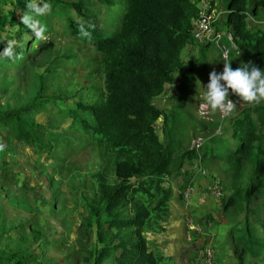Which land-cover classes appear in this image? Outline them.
<instances>
[{
    "label": "trees",
    "instance_id": "trees-1",
    "mask_svg": "<svg viewBox=\"0 0 264 264\" xmlns=\"http://www.w3.org/2000/svg\"><path fill=\"white\" fill-rule=\"evenodd\" d=\"M117 2L123 6L119 7ZM252 2L254 5L248 6L247 0H229L226 15L219 23L223 31L220 40L229 50L228 60H232L233 69L247 66L250 71L255 66L264 70V28L251 26L248 21L249 13L256 18L258 10H264V0ZM28 3L29 0H0V71L23 68L18 67V63H23L20 57L29 53V43L35 37L33 29L21 23V17L29 13ZM42 3L49 4L50 10L43 15L33 14L38 22L36 31L40 28L51 31L52 23L63 20L60 36L71 39L69 47L56 59L67 75L68 85L63 87L65 90L58 88L59 94L51 95L41 85L27 104L0 109V158L15 147H28L39 156L45 155L47 160H56L60 171L68 174L77 168L74 161L68 160H75L77 153L90 148L99 158L100 168L90 177L92 199L86 204L89 217L84 220L82 230L89 238L94 234L95 242L84 263L174 264L171 258L149 251L146 234L165 231L172 195L167 178L173 174L182 176L183 189L190 182V166L197 156L192 150L177 153V143L172 139L174 128L167 132L168 136L164 135L170 120L176 121L177 116L192 117L183 109L169 108L166 112L156 107L155 102L167 87L175 84L178 73L181 84L174 102H183L188 95L184 87L196 73L203 71L208 49H218L213 44L197 45L193 40L191 23L197 18V8L189 0H42ZM114 5L117 13L111 18L116 20H109L119 23L118 30L106 35L95 14L88 13L96 7L109 11ZM82 27L90 36L81 34ZM190 45H195V53L190 55L196 57L185 64L183 55L189 52L186 47ZM77 46H88L86 53L95 60L78 58L73 49ZM7 47L12 49L11 55L4 54ZM50 47L34 52H48ZM219 57L224 61L221 53ZM72 67L84 70L79 86H73L76 73L69 71ZM77 87L79 90L74 91ZM229 99L236 102L239 98L230 94ZM59 102L64 106H58ZM238 104L242 108L237 107L234 115L225 117L229 123L225 138L221 137L222 131L215 134L214 129L222 130L224 123L217 121V115L210 122L197 117L214 131L213 139L200 149L202 164L208 156L236 170L232 172L233 192L222 199L223 212L231 207L243 212V205L254 197L264 200V103ZM41 113H45V121L36 122L35 117ZM63 118L69 121L67 127H52H58ZM159 118L163 141L157 132ZM213 143L219 147L213 148ZM187 160H191L188 169L182 172L180 169ZM245 164L250 166L253 177L242 188L236 184ZM4 173L8 175L7 168H0V175ZM245 221L242 229L231 228V242L242 245L240 254L244 260L249 256L250 264H264V236H256L247 215ZM261 227L264 231V221ZM31 235L35 249L0 250V264H52L47 261L39 233L34 231ZM243 258L239 257L238 264L243 263Z\"/></svg>",
    "mask_w": 264,
    "mask_h": 264
},
{
    "label": "rangeland",
    "instance_id": "rangeland-1",
    "mask_svg": "<svg viewBox=\"0 0 264 264\" xmlns=\"http://www.w3.org/2000/svg\"><path fill=\"white\" fill-rule=\"evenodd\" d=\"M64 1L69 2L72 0ZM228 1L217 0L216 2L218 7L226 10ZM247 1L248 6L249 4L254 5L252 0ZM117 4L119 7L123 6L122 2H117ZM116 13L117 10L114 5L109 11L96 7L94 12L88 14H95L96 20L106 29L105 34L111 35L118 30L119 23L111 20H116V17L111 18ZM109 18L111 19L109 20ZM248 21L251 26L256 25L264 28V10L260 8L256 18L249 13ZM63 23V20L52 23L51 31L43 29L40 36L35 34L32 43H29V45L31 44L29 53L20 57L23 63H18V67H23L21 70L7 68L0 71V109L27 104L37 94L41 85L46 87L48 95L54 92L59 94L58 88L65 90L63 87L68 85H66L67 75L59 68L61 66L58 67L56 60L58 56L63 55V51L69 47L71 41L68 37L60 36ZM218 30L220 31L219 28ZM34 32L33 30V34ZM48 45H51L48 52L45 50L34 52ZM73 49L78 58L95 60L89 53H86L89 49L88 46H77ZM190 54L192 53H184L185 64L196 57ZM206 55L207 58L203 62L205 64L203 71L196 73L191 78L190 83L187 82L186 85H189L184 87V92H188V95L183 102H174L175 97H178L175 93L181 84L180 73L176 75L175 84L167 87L166 92L159 99L164 102L159 105L162 110L168 112L167 109L169 108H174L176 111L183 109L192 117L191 119L190 117L177 116L176 121H169L165 131L164 135L166 137L168 131L174 128L172 139L177 143L176 150L179 154L189 150L192 138L198 135L203 137L204 144L213 139L215 129L213 131V128L206 127L205 123L198 120L196 108L198 102L203 100L205 91L203 87H206L209 82L210 72L213 70L218 73L222 72V62L224 61H221L219 51L213 47L208 49ZM197 58H199V53H197ZM55 68L58 72L54 70ZM69 71L76 73L73 77V86H79L84 78V70L80 67H72ZM75 90H79V87L74 88ZM238 105L242 108L241 104ZM58 106L63 107L64 103L59 102ZM49 109L48 106L47 110ZM179 113H182V111ZM211 113L218 116L217 121L224 122L221 137L225 138L229 125L227 118L219 119V111ZM35 121L44 122L45 113L37 115ZM161 122L162 119L157 121V132L160 141H163L164 135L159 128ZM68 125L69 121L63 118L58 127H52L63 129ZM200 127H205V129L202 130ZM13 144L11 143V145ZM211 145L213 148L219 147L217 143ZM72 161H74L77 168L67 174L65 170L60 171V166H58L56 160H47L45 155L39 156L35 150L28 147H15L12 152H6L3 158H0V168H7L8 172L7 176L5 173L0 175V250L35 249V243H33V236L31 235L35 231L41 236L40 240L46 250L48 262L52 264H85L84 258L88 257L94 249L95 237L94 234L90 238L84 234L82 225L84 220L89 217L86 204H89L92 199L90 177L100 168V162L90 148L77 153L75 160H68V162ZM190 161L184 162L185 166L180 169L182 172L188 169ZM203 166L209 175L221 182L224 193L223 198L226 199L233 192L235 182H233L232 172L235 173L236 170H231L228 163L208 156L203 160ZM241 172V177L239 181L236 180V185L246 188L250 176L253 177L250 166L245 164ZM174 188L173 186L172 196L176 194ZM198 188L202 196L206 188L205 179L199 180ZM202 198L204 199L205 209L202 210L201 216L200 214L198 216L193 215V223H196L195 218L204 223L208 220L212 221L213 225L210 228V233L213 234V238L210 244L216 250V264H238L241 261L239 257L243 258L240 254L242 245H237L235 241H232V243L229 232L232 227L242 229L247 215L250 225L255 229L256 236L263 237L264 231L261 226L264 221V200L260 197H254L248 205H243V212L233 211L232 207L223 212L222 200L216 201L203 196ZM185 218L184 226L187 234L190 225ZM214 219L216 222H214ZM195 252L194 250L193 258H195ZM250 263H252L251 258L245 256L242 264Z\"/></svg>",
    "mask_w": 264,
    "mask_h": 264
},
{
    "label": "built area",
    "instance_id": "built-area-1",
    "mask_svg": "<svg viewBox=\"0 0 264 264\" xmlns=\"http://www.w3.org/2000/svg\"><path fill=\"white\" fill-rule=\"evenodd\" d=\"M197 8V18L192 21L191 24V36L197 45L213 44L221 53V57L225 59V55L229 50L226 49L221 43V33L218 30L217 24L220 22L221 17L225 15V12L218 11L217 3L214 0H189ZM228 39L231 40V36L228 35ZM229 59V58H228ZM199 101L196 108V115L201 121H212L213 114L211 111L208 114L201 116L199 113ZM239 108L240 105H237ZM220 117L225 118L220 112ZM221 133L220 127L215 130V134ZM204 144V139L201 135L192 138L190 142L189 150L196 153V158L193 164L190 166L191 178L190 182L180 191V196L186 207H189L192 197L198 192L197 187L194 184L196 178H202L207 181L205 192L202 196L205 198H212L216 201H221L224 197L223 187L221 182L215 177H211L203 167L200 159V149ZM189 222L190 229L187 232V238L191 241L192 236L202 238V243L196 248L195 258L193 264H215L216 250L212 247L211 240L213 234L210 233L212 226L211 222H206L203 226L198 223H193V216L190 212L187 213L186 218Z\"/></svg>",
    "mask_w": 264,
    "mask_h": 264
},
{
    "label": "clouds",
    "instance_id": "clouds-1",
    "mask_svg": "<svg viewBox=\"0 0 264 264\" xmlns=\"http://www.w3.org/2000/svg\"><path fill=\"white\" fill-rule=\"evenodd\" d=\"M27 7L29 13L21 17V23L32 28L35 34L40 36L43 32V28L36 31L38 22L34 20L33 14H45L50 10V5L42 3V0H29ZM217 8L218 11L225 12L226 15L227 11L218 7V4ZM223 17H221L220 21ZM219 23L217 24L218 28ZM81 34L83 36H90V33L85 31L83 27L81 28ZM4 54L11 55L12 49L10 47L5 48ZM238 55L239 52L237 53V56ZM231 62L232 60H228L226 54L223 62V71L220 73L215 70L210 72L209 82L206 87H203L205 89L203 100L199 104V113L201 116L208 114L209 111H219L223 116L229 117L237 109L238 102L252 105L264 103V70L255 66H252L250 71L247 66L233 69L231 67ZM230 94L237 96L239 98L238 101L234 102L229 99Z\"/></svg>",
    "mask_w": 264,
    "mask_h": 264
},
{
    "label": "crops",
    "instance_id": "crops-1",
    "mask_svg": "<svg viewBox=\"0 0 264 264\" xmlns=\"http://www.w3.org/2000/svg\"><path fill=\"white\" fill-rule=\"evenodd\" d=\"M186 48L190 53L195 51V49H193L194 46L192 45ZM162 103L164 102L158 100L155 102V105L159 108V105ZM200 179L202 178H196L194 180V184L196 185L198 192L192 197L189 207H186L180 197L183 178L179 174H173L167 178L168 185L172 189L173 186L175 187L174 189L176 194L172 196L174 191L172 190V195L169 201V218L165 225V231L158 234H146V238L149 242V251H157L164 257L171 258L174 264H193L194 250H196V248L202 243V238L197 236H192L191 241H189L184 226V218L188 212H190L192 216H198L199 214L201 216L202 210L205 209V205H203L204 199L202 198L198 188ZM195 220L196 223L201 224L202 226L205 224L203 221H199L198 218H195ZM210 222L212 224V221ZM214 222H216L215 219Z\"/></svg>",
    "mask_w": 264,
    "mask_h": 264
},
{
    "label": "water",
    "instance_id": "water-1",
    "mask_svg": "<svg viewBox=\"0 0 264 264\" xmlns=\"http://www.w3.org/2000/svg\"><path fill=\"white\" fill-rule=\"evenodd\" d=\"M158 121H161V118H159Z\"/></svg>",
    "mask_w": 264,
    "mask_h": 264
}]
</instances>
